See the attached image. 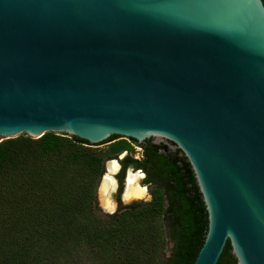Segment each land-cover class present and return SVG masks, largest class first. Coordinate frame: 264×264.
Masks as SVG:
<instances>
[{"label": "water", "instance_id": "obj_1", "mask_svg": "<svg viewBox=\"0 0 264 264\" xmlns=\"http://www.w3.org/2000/svg\"><path fill=\"white\" fill-rule=\"evenodd\" d=\"M51 137L165 143L206 213L192 264H264L261 0H0V143Z\"/></svg>", "mask_w": 264, "mask_h": 264}, {"label": "trees", "instance_id": "obj_2", "mask_svg": "<svg viewBox=\"0 0 264 264\" xmlns=\"http://www.w3.org/2000/svg\"><path fill=\"white\" fill-rule=\"evenodd\" d=\"M125 149L53 137L0 143V264H84L81 255L90 264H192L206 213L183 156L165 143L140 147L138 159L118 160L116 196L131 165L145 172L148 200L118 205L105 218L95 213L103 164Z\"/></svg>", "mask_w": 264, "mask_h": 264}, {"label": "rangeland", "instance_id": "obj_3", "mask_svg": "<svg viewBox=\"0 0 264 264\" xmlns=\"http://www.w3.org/2000/svg\"><path fill=\"white\" fill-rule=\"evenodd\" d=\"M117 142L118 143H124L126 145V149H125V151H123L120 154H118L116 156V158H111V159H109V160L104 162V164H103V173L100 176L99 181L97 182V186H96L95 191H94V202H95V206H96L95 213L101 218H105L107 215H109L112 212H114L118 205H122L123 206V205L129 204V203L134 202V201H147L148 198H149V195H148V192H147V188L142 183L143 182L142 181V176L143 175H142V173H140L139 171H136V170H131L130 171L131 173H129L128 177L129 176L132 177V184L133 185L139 186V187L144 189L143 194L140 195V196H137V197L125 198V194H126L127 187H128V177H127V173L126 172L129 171V168H127L125 170V172H124L123 179L121 181V189H120V192L118 193V195L116 196L117 193H115V192H116L117 183H116V180H115V173H116L117 170H115L113 173H110L107 170V163L110 162V161H113V162L116 161L117 164H118L119 163L118 160L121 159V157L124 154H127V155L131 156L132 158H140V148H136L132 143H129V142H121V141H113V140H111L109 142H105V143L103 142L101 144H98V145L95 146V148L97 150H103V149L105 150L110 145H112L114 143H117ZM119 156H121V157L119 158ZM105 177H108L111 180L113 179V181H114V184H113V181H112V189L113 190H111V192L108 195L109 199L113 203V208H112L111 211L104 210V208L100 204L101 202H100V197H99V187H100V184H101L102 180ZM126 179H127V183H126ZM164 236H165V234H164ZM170 245L171 244L169 243L167 236H165L164 245H163V248H162V256H167L169 248H170ZM79 261L83 262L84 264H90V262L85 257H83L82 255L79 257Z\"/></svg>", "mask_w": 264, "mask_h": 264}, {"label": "bare ground", "instance_id": "obj_4", "mask_svg": "<svg viewBox=\"0 0 264 264\" xmlns=\"http://www.w3.org/2000/svg\"><path fill=\"white\" fill-rule=\"evenodd\" d=\"M116 168H117V164L115 162L110 161L107 163V170L110 173H113L116 170ZM129 173H131V172L127 173V177L129 175ZM112 181H113V179L111 180L110 178L105 177L102 180L100 187H99V197H100V202H101L100 204L102 205V207L106 211H111L113 208V203L108 197L111 190H113L112 189ZM126 183H127V179H126ZM113 184H114V181H113ZM143 191H144L143 188L132 184V177L129 176L128 177V187H127V191L125 194V198L140 196L143 194Z\"/></svg>", "mask_w": 264, "mask_h": 264}, {"label": "flooded vegetation", "instance_id": "obj_5", "mask_svg": "<svg viewBox=\"0 0 264 264\" xmlns=\"http://www.w3.org/2000/svg\"><path fill=\"white\" fill-rule=\"evenodd\" d=\"M140 151H141V149H140ZM140 157H141V153H140ZM134 159H138V158H134ZM118 169H117V171H116V173H115V176L118 174V172H119V169H120V165H119V163H118ZM127 168H131L132 170H134L133 168H132V166L131 165H129V166H127L125 169H124V172H125V170L127 169ZM136 171H139L140 173H142V181H143V179H145L146 178V175H145V172L144 171H142L141 169H135ZM123 175H124V173H123ZM119 179H120V175L118 174V176L117 177H115V180H116V183H117V185L116 186H118V183H119ZM122 179H123V177H122ZM116 189H117V187H116ZM116 193V192H115ZM115 196V195H114Z\"/></svg>", "mask_w": 264, "mask_h": 264}]
</instances>
